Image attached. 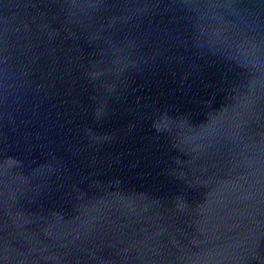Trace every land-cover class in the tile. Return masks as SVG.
<instances>
[{
    "label": "water",
    "instance_id": "1",
    "mask_svg": "<svg viewBox=\"0 0 264 264\" xmlns=\"http://www.w3.org/2000/svg\"><path fill=\"white\" fill-rule=\"evenodd\" d=\"M0 264H264V0H0Z\"/></svg>",
    "mask_w": 264,
    "mask_h": 264
}]
</instances>
